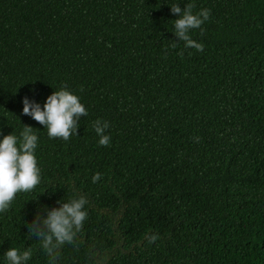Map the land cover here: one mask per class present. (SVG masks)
<instances>
[{
    "label": "trees",
    "instance_id": "obj_1",
    "mask_svg": "<svg viewBox=\"0 0 264 264\" xmlns=\"http://www.w3.org/2000/svg\"><path fill=\"white\" fill-rule=\"evenodd\" d=\"M174 4L209 10L202 51ZM61 88L87 110L67 141L21 114ZM22 126L40 183L0 213V264L11 247L48 264L27 225L78 196L57 264H264V0H0V136Z\"/></svg>",
    "mask_w": 264,
    "mask_h": 264
},
{
    "label": "clouds",
    "instance_id": "obj_2",
    "mask_svg": "<svg viewBox=\"0 0 264 264\" xmlns=\"http://www.w3.org/2000/svg\"><path fill=\"white\" fill-rule=\"evenodd\" d=\"M169 8L170 12L177 16L174 20V36L177 40L183 41L185 47L202 51L203 45L191 39L190 30L200 28L208 20L209 10L204 8L198 13H193L190 4L185 5L183 10L178 4ZM21 104V114L38 122L43 129L46 128L49 138L65 141L71 135H76L80 117L87 115L79 97L64 88L51 92L42 105L27 96L21 99ZM108 126L107 121L99 119L93 123L98 137L97 143L101 146L109 144L110 136L106 131ZM22 128L19 135L9 133L0 136V213L9 209L15 194L30 192L40 183V168L35 156L38 137L31 126ZM100 175L94 173L91 181L95 183ZM86 202L84 196L71 198L67 202L57 201L58 207L46 209L43 216L37 211L31 226L27 225V233L34 234L39 240L40 248L48 258V264H57L60 248L66 243L71 244L76 233L81 230L86 219ZM156 239L155 235L148 237L150 243ZM31 256L30 248L21 250L11 247L4 252L7 264H27Z\"/></svg>",
    "mask_w": 264,
    "mask_h": 264
}]
</instances>
